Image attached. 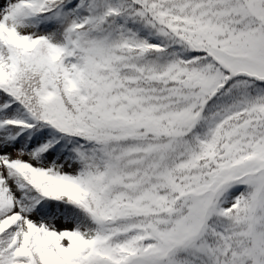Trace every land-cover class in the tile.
<instances>
[{
    "label": "snow or ice",
    "instance_id": "snow-or-ice-1",
    "mask_svg": "<svg viewBox=\"0 0 264 264\" xmlns=\"http://www.w3.org/2000/svg\"><path fill=\"white\" fill-rule=\"evenodd\" d=\"M0 264H264V0H0Z\"/></svg>",
    "mask_w": 264,
    "mask_h": 264
}]
</instances>
